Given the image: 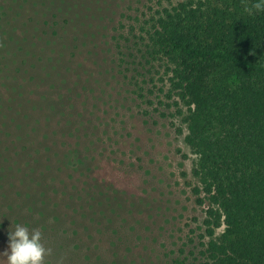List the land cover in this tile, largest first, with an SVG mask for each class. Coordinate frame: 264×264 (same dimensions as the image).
<instances>
[{
  "label": "trees",
  "instance_id": "16d2710c",
  "mask_svg": "<svg viewBox=\"0 0 264 264\" xmlns=\"http://www.w3.org/2000/svg\"><path fill=\"white\" fill-rule=\"evenodd\" d=\"M253 2L0 0V234L52 232V220L75 250L103 237L111 264H264V13L249 15ZM115 102L169 117L192 155L203 217L166 262L118 256L128 230L149 242L163 196L103 172L98 109Z\"/></svg>",
  "mask_w": 264,
  "mask_h": 264
},
{
  "label": "rangeland",
  "instance_id": "374dc122",
  "mask_svg": "<svg viewBox=\"0 0 264 264\" xmlns=\"http://www.w3.org/2000/svg\"><path fill=\"white\" fill-rule=\"evenodd\" d=\"M112 97L113 102L122 99L118 88ZM109 104L107 107L100 105L98 109L99 117H102L99 131L107 134L103 135L105 148L98 151L102 164H108L101 166L103 172L106 168L107 174L124 182L134 180L142 186L147 182L149 194L157 192L163 196L161 207L156 205L154 209L157 223L149 242L137 241L128 230L130 237L126 238L132 241L131 246H124L118 256L129 259L139 253L147 254L149 260L157 262V257L162 260L164 253L178 249L184 240L187 242L189 230L199 225L203 217V208L195 203L188 185L191 184L192 155L184 146L182 136L178 135L177 123L169 117L158 113L142 116L130 103H122L123 106L116 102L113 106ZM165 114L169 115V112L165 111ZM46 226L53 230L41 232V242L51 250L50 255L45 256V264H97L100 259L102 263L111 264L113 256L106 251L109 248L102 242L103 237L97 243L82 239L80 249L75 250L62 233L64 229L59 227V222L54 224L48 220ZM7 236V230L0 234V252L7 248ZM171 257L176 258L175 255ZM0 264H3L2 257Z\"/></svg>",
  "mask_w": 264,
  "mask_h": 264
},
{
  "label": "clouds",
  "instance_id": "9594fccd",
  "mask_svg": "<svg viewBox=\"0 0 264 264\" xmlns=\"http://www.w3.org/2000/svg\"><path fill=\"white\" fill-rule=\"evenodd\" d=\"M245 11L249 15L264 13V0H254ZM7 240V248L0 252L3 264H45V256L51 253L41 242V231L24 225L16 224L13 231H8Z\"/></svg>",
  "mask_w": 264,
  "mask_h": 264
}]
</instances>
